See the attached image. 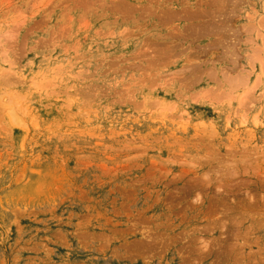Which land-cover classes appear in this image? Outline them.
Returning a JSON list of instances; mask_svg holds the SVG:
<instances>
[{
	"label": "rangeland",
	"instance_id": "374dc122",
	"mask_svg": "<svg viewBox=\"0 0 264 264\" xmlns=\"http://www.w3.org/2000/svg\"><path fill=\"white\" fill-rule=\"evenodd\" d=\"M0 264H264V0H0Z\"/></svg>",
	"mask_w": 264,
	"mask_h": 264
}]
</instances>
